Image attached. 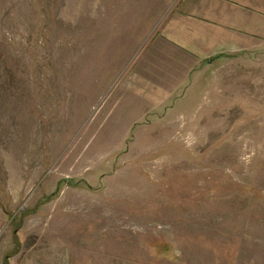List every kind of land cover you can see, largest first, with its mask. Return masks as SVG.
Masks as SVG:
<instances>
[{
    "label": "rangeland",
    "instance_id": "rangeland-1",
    "mask_svg": "<svg viewBox=\"0 0 264 264\" xmlns=\"http://www.w3.org/2000/svg\"><path fill=\"white\" fill-rule=\"evenodd\" d=\"M181 2L0 0V264H264V44Z\"/></svg>",
    "mask_w": 264,
    "mask_h": 264
},
{
    "label": "crops",
    "instance_id": "crops-1",
    "mask_svg": "<svg viewBox=\"0 0 264 264\" xmlns=\"http://www.w3.org/2000/svg\"><path fill=\"white\" fill-rule=\"evenodd\" d=\"M163 36L199 61L259 49L264 44V0H182Z\"/></svg>",
    "mask_w": 264,
    "mask_h": 264
}]
</instances>
